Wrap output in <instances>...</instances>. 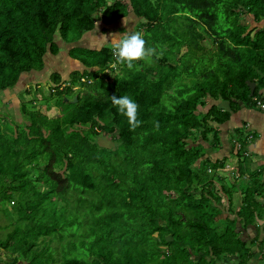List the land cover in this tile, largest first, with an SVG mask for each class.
I'll return each mask as SVG.
<instances>
[{"label": "trees", "instance_id": "1", "mask_svg": "<svg viewBox=\"0 0 264 264\" xmlns=\"http://www.w3.org/2000/svg\"><path fill=\"white\" fill-rule=\"evenodd\" d=\"M131 14L156 49L150 62L130 70L108 45L71 52L85 69L51 74L57 116L37 109V97L21 103L24 122L0 116V203L13 202L4 212L13 228L0 241L13 258L0 264H264V238L246 240L237 227L260 229L264 183L235 167L225 176L228 158L207 155L223 146L236 103L257 107L264 0H0V93L59 53L58 33L68 42L97 23L107 33ZM112 95L139 105L135 130ZM244 142L239 159L250 154Z\"/></svg>", "mask_w": 264, "mask_h": 264}, {"label": "rangeland", "instance_id": "2", "mask_svg": "<svg viewBox=\"0 0 264 264\" xmlns=\"http://www.w3.org/2000/svg\"><path fill=\"white\" fill-rule=\"evenodd\" d=\"M124 19L128 22L126 25L123 23ZM124 19L118 21L114 25H109L108 34L113 33V32L123 33L120 30L122 29V27H126L128 31L134 28L137 29V25L140 19L135 17L134 14H131L127 18H124ZM254 24L256 25V23L252 22L251 26H254ZM97 26H98L97 29H95L96 31L85 32L81 34V38L79 39H76V38L80 37V34L77 31L72 30V32L70 33V36L67 38L69 39L68 42L64 40L58 33V35H56V41L58 42L60 46L59 53L56 55L50 54L47 57H45L46 65L44 64L42 68L43 70L41 69V71L36 70V72L30 71L29 73H23L22 77L20 75L19 80L15 87L6 89L2 93H0V116H6V117L11 116L12 118H15L17 121L21 123L24 122L26 118L21 113L20 105L23 101L29 102L33 97L34 98L37 97L38 99L41 100V101H37V104L35 105L37 109L41 110L42 112H44L50 117L57 116L60 110L56 104L60 96L57 95V88H55L57 87L58 84L56 85L54 82H52L51 74L54 72L59 73L61 77L64 80H66L68 79L72 71L81 70L83 68L85 69V66H83V64L80 65L79 61H76V60L67 61L68 59L67 57L69 55V50H70V53L72 52L73 54H76V55L93 56L91 52L92 51L97 52L99 48L90 46V41L92 39V36L95 38L94 40H96L94 41V44H97L98 46L101 44L107 46V44H105L103 40L96 38V36H100L101 34H104L102 29L105 26L100 25L99 23H97ZM261 26L264 27V22L262 23ZM83 40H84L85 45H80V43H82L81 41ZM203 43L207 48L215 49V45L211 42V40L206 39L203 41ZM182 51H186V48L184 47ZM71 63H74V64H71ZM117 72H120V70L117 69L116 72L111 74V76L116 74ZM37 80L39 81L37 82ZM36 84H40L39 88L41 91H39V93L37 94V89H35L33 93L29 94L28 89L29 88L34 89ZM66 84H69V82L67 81ZM74 89L80 90V86H76ZM91 89L93 90V88ZM50 91H52L55 94L54 97H48L50 95L49 94ZM73 95H74V98H73L74 100L77 95L76 94H73ZM73 95H70V97H72ZM45 97H48V100H50V102L52 103L51 108H47L46 101H44ZM231 139L240 140L241 138L234 135V136H231ZM97 140L99 141L100 144L108 146V147H113L115 145L109 136H100ZM228 166H229L228 168L221 170L223 174H225V176L228 175V172L226 170L234 168L233 167L234 165H228ZM237 181L238 183H241V184L245 183V181H243L242 178H240L239 176L237 178ZM12 206H13V202H11V204L9 203V201H3L2 203H0V241L5 240V238L8 235V232L13 228L12 226L7 227V228L5 227L8 225L10 219L4 214V212L12 211V208H11ZM224 215H226V213ZM243 224H244L243 221H242V224L237 223V227H239V230L241 231L240 232L241 236L246 240H251V238H253L255 234L252 233L251 235L250 232H248L247 230L248 227L245 229ZM252 248L256 254H258V252L260 253L258 244H256ZM1 252H2L1 255H3L2 257L5 258L6 256L5 253H7V251L5 252V250H2ZM23 261L24 260L21 259L19 263H22ZM225 264H238V262L236 260L235 261L231 260V261L226 262ZM247 264H254V261H250Z\"/></svg>", "mask_w": 264, "mask_h": 264}, {"label": "crops", "instance_id": "3", "mask_svg": "<svg viewBox=\"0 0 264 264\" xmlns=\"http://www.w3.org/2000/svg\"><path fill=\"white\" fill-rule=\"evenodd\" d=\"M93 31L96 30L94 29ZM108 32L104 34H108ZM94 39L95 38L92 36V39L90 41L91 47H98L100 49L102 46H104L102 44L99 46L97 44H94V41H96ZM81 42L82 43H80V45H85L84 40ZM67 58V61L74 60V58L70 55V50ZM76 61L79 60L76 59ZM80 65H82L81 62ZM260 94L261 96H264V86L260 88ZM257 96L261 97L259 94ZM215 103L221 108L229 110L230 106L228 102L219 100ZM236 104H238V110L231 114L230 120L222 127L223 146L219 147L216 150L207 148V155L212 160L226 157L228 158V160L225 168H228V165H234L233 167L237 168L238 171L242 172L243 170L245 172V175L243 176L244 179H247V177L251 176L252 179H257L258 181L264 183V110H261L258 106L251 107L239 102ZM234 135L240 137L241 139H231V136ZM238 141H245V150L250 152V154L245 159H239L236 155V151L238 149ZM259 223L261 224L259 230H257L255 226H249L247 230L251 235L252 233H254V237L260 234V238L262 239L264 238V219L259 220ZM1 251L2 250L0 249V259L3 258V255H1ZM5 254L6 256L3 259L13 258V255H11V253ZM255 263L258 262L255 261Z\"/></svg>", "mask_w": 264, "mask_h": 264}, {"label": "clouds", "instance_id": "4", "mask_svg": "<svg viewBox=\"0 0 264 264\" xmlns=\"http://www.w3.org/2000/svg\"><path fill=\"white\" fill-rule=\"evenodd\" d=\"M123 23L126 25L128 22L124 19ZM96 38L103 40L110 47L112 57L117 64L126 65L130 70L136 66V62H150L156 54V49L147 45L143 33L134 29L123 33L101 34ZM111 102L119 113L126 117L131 130H135L140 125L139 105L132 97L112 95Z\"/></svg>", "mask_w": 264, "mask_h": 264}, {"label": "built area", "instance_id": "5", "mask_svg": "<svg viewBox=\"0 0 264 264\" xmlns=\"http://www.w3.org/2000/svg\"><path fill=\"white\" fill-rule=\"evenodd\" d=\"M256 105L261 109L264 110V97L263 98H255ZM240 145H238L239 147Z\"/></svg>", "mask_w": 264, "mask_h": 264}, {"label": "water", "instance_id": "6", "mask_svg": "<svg viewBox=\"0 0 264 264\" xmlns=\"http://www.w3.org/2000/svg\"><path fill=\"white\" fill-rule=\"evenodd\" d=\"M248 84L250 86L251 93L253 94L254 89H255V82L248 81ZM77 100H78V97L76 96L75 99L73 100V102H76Z\"/></svg>", "mask_w": 264, "mask_h": 264}]
</instances>
